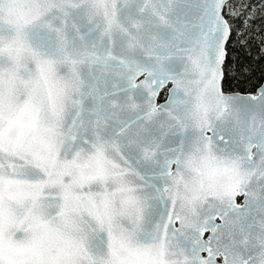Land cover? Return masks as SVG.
<instances>
[{"label": "snow or ice", "instance_id": "obj_1", "mask_svg": "<svg viewBox=\"0 0 264 264\" xmlns=\"http://www.w3.org/2000/svg\"><path fill=\"white\" fill-rule=\"evenodd\" d=\"M227 3L0 0V264H264Z\"/></svg>", "mask_w": 264, "mask_h": 264}, {"label": "trees", "instance_id": "obj_2", "mask_svg": "<svg viewBox=\"0 0 264 264\" xmlns=\"http://www.w3.org/2000/svg\"><path fill=\"white\" fill-rule=\"evenodd\" d=\"M226 11L233 27L225 61L229 90L255 93L264 82V0H231Z\"/></svg>", "mask_w": 264, "mask_h": 264}, {"label": "water", "instance_id": "obj_3", "mask_svg": "<svg viewBox=\"0 0 264 264\" xmlns=\"http://www.w3.org/2000/svg\"><path fill=\"white\" fill-rule=\"evenodd\" d=\"M229 1H231V0H228V2ZM231 37V36H230ZM230 37H229V39H230ZM226 48H227V45H226ZM262 86H264V82L261 84V86L258 88V90L262 87ZM257 90V91H258ZM236 93H239V94H242V95H254V94H256L257 92H255V93H242V92H236Z\"/></svg>", "mask_w": 264, "mask_h": 264}, {"label": "flooded vegetation", "instance_id": "obj_4", "mask_svg": "<svg viewBox=\"0 0 264 264\" xmlns=\"http://www.w3.org/2000/svg\"><path fill=\"white\" fill-rule=\"evenodd\" d=\"M243 202V197H238L237 198V203H242Z\"/></svg>", "mask_w": 264, "mask_h": 264}]
</instances>
